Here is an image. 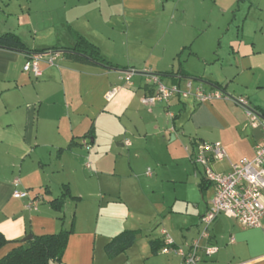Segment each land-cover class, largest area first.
<instances>
[{"label":"crops","instance_id":"1","mask_svg":"<svg viewBox=\"0 0 264 264\" xmlns=\"http://www.w3.org/2000/svg\"><path fill=\"white\" fill-rule=\"evenodd\" d=\"M197 1L0 0V13L8 15L4 23L18 19L16 27L23 28L26 36L12 29L11 23L0 27V34H16L27 48L0 47V232L8 240L0 248V257L26 243L21 239L27 235L32 238L71 227L59 264L181 263L180 255L160 252L161 230L155 228L138 241L150 215L135 200L134 184L144 194L142 187L155 179L145 165L156 159H178V150L167 148L166 142L178 141L179 133L190 143L220 142L228 159L211 164L220 172L229 171V161L251 159L255 145L264 142L260 126L230 99L198 100L192 94H175L167 103L141 102L154 90L145 73L149 71L191 93L220 90L230 98L243 96L251 108L264 114V25L259 17L256 21L250 16V7L262 2L234 0L226 27L218 26L211 12L207 26L200 29L193 21L196 11L189 15ZM245 3L241 14L240 5ZM142 23L149 28H141ZM172 29L176 34L159 54L160 59L169 57V68L148 62L153 47L138 62L131 52L134 44L161 41ZM78 37L93 44L110 66L61 52L73 47ZM53 48L58 52L43 54L39 76L23 71L30 51ZM53 53L57 54L51 64L47 59ZM129 69L134 73L127 79ZM113 88L114 93L106 97ZM168 109L177 110L169 119L171 124L166 119ZM104 133L108 140L98 136ZM110 142L119 150L113 158L106 148ZM160 148L167 149L163 155L157 152ZM187 154L195 178L199 176L203 205L196 201V210L188 213L184 196L183 210L169 208L182 218L173 230L174 244L183 243L180 246L187 252L188 245L198 240L196 264H264V216L258 226L245 227L219 214L208 226V236H201L200 216L209 207L214 188L211 183L200 186L203 168ZM28 157L37 162L30 169L25 166ZM64 188L69 195L60 200ZM15 190L26 195L15 196ZM29 201H35V207H27ZM125 230L135 231L134 242L123 251L108 252L106 244ZM206 246L216 251L207 255Z\"/></svg>","mask_w":264,"mask_h":264},{"label":"built area","instance_id":"2","mask_svg":"<svg viewBox=\"0 0 264 264\" xmlns=\"http://www.w3.org/2000/svg\"><path fill=\"white\" fill-rule=\"evenodd\" d=\"M44 53H32L24 63L23 71L39 76L41 70L40 61ZM57 53L50 54L47 59L53 63ZM134 73L133 69L125 71L126 78ZM148 82L154 87L153 93L144 96L141 102L151 106L156 102L167 103L171 96L179 95L186 97L192 94L198 100H209L213 98L230 99L244 108L245 114L251 123H257L263 133L264 140V116L248 105L247 99L243 96L230 98L224 95L220 90L203 91L197 89L194 93L189 90H182L176 84H166L161 78L152 72L145 71ZM115 88L108 90L106 97H110ZM167 115L172 117L168 110ZM85 143V140H83ZM128 144V142H127ZM191 160L203 168V176L208 180L213 188L214 193L209 207L200 216V222L204 223V229L201 232L202 237L208 236V226L219 215L235 219L240 225L245 227H255L260 224V219L264 216V142L255 145L254 156L251 159L242 158L237 162H231L229 171L220 172L211 167L212 163L221 162L228 159L227 152L220 142L196 141L193 146L185 147ZM150 171L147 170V174ZM17 181V180H16ZM14 195L24 197L25 191H14ZM35 201H29L27 207H35ZM163 246L160 249L162 253L173 252L180 255L182 261L180 264H196L200 260L197 254L199 241L194 240L189 244V250H185L174 244L172 237L164 229L161 230ZM216 251L213 246L204 247V252L210 255Z\"/></svg>","mask_w":264,"mask_h":264},{"label":"rangeland","instance_id":"3","mask_svg":"<svg viewBox=\"0 0 264 264\" xmlns=\"http://www.w3.org/2000/svg\"><path fill=\"white\" fill-rule=\"evenodd\" d=\"M256 4L258 2H262V6H252L250 7V16L253 20H258L259 17L262 19V24L264 25V0H254ZM234 0H198L195 5L196 8L193 10V8H190L189 15L192 17L194 15V12L197 13V18H195L193 21L196 23L195 26L198 28H204L206 25V22L208 21V16L211 12L217 16V25L221 28L226 27L227 21L230 20L231 16V10L234 9L235 6ZM247 8V4L240 5V13H243V10ZM193 10V11H192ZM239 13V14H240ZM8 15H4L0 13V27L3 26H9V23H11L12 29H15L24 36H26L25 30L20 27H16L19 24L18 19L9 18L7 20V23H4V20L6 19ZM23 19L20 21L22 22ZM260 21V20H259ZM5 24V25H4ZM141 28L147 29L149 28L146 26V23L140 24ZM143 25V26H142ZM145 26V27H144ZM232 29V28H230ZM264 30V27H263ZM176 34V31L174 29L170 30L168 33H166L161 41H148L144 40L142 43H138L139 45L134 44L133 47H131V52L136 56L138 62H141L142 55L144 52L150 53L149 47H153L154 51L149 58L148 62H152L153 64L157 63V68H169L170 67V59L164 58L160 59V53L162 47H164V44L167 45V41L170 40V36ZM258 35V34H257ZM31 36L35 37V34L32 33ZM231 36V35H230ZM39 37V34H38ZM206 37V34L205 36ZM228 38V36H227ZM226 40H224V45ZM125 49L126 47L123 46ZM123 48V58L124 56V49ZM133 48V49H132ZM122 49V48H121ZM147 52V53H148ZM188 51H185L184 54H182V58L185 54H187ZM221 52H224L223 50ZM119 53V51H118ZM146 53V54H147ZM126 54V50H125ZM181 58V60H182ZM179 59V58H178ZM178 59L175 60L174 68L176 69L178 67ZM183 61V60H182ZM193 61L195 62V58H193ZM197 63V62H195ZM148 66V65H147ZM141 68V67H140ZM147 68V67H146ZM144 70V68L142 69ZM164 82H167L164 80ZM175 109H168V111L172 114L174 113ZM177 112V110H175ZM166 119H171L170 116ZM170 122V120H169ZM171 124V122H170ZM166 135V134H165ZM99 137H102V139L108 140L107 133H104L103 135H98ZM167 137V136H166ZM180 140V141H179ZM179 140L176 142H166L167 148L171 145L172 148H176L178 150V159H173V161H166L163 160L159 161L156 159L155 162L149 163V165H145V170L149 168V170L154 175L155 179L149 184L146 185V187H142L144 189V194L141 191L140 185H136V195L135 200L138 199L140 201L139 207L141 209H145L146 213L150 215L148 218V222L144 224V227H141V232L138 236V241H141V237L145 236L146 234H149L153 232V230L156 228L157 231H160L164 229L169 233V235L175 236L173 233L174 228H178V224L181 223L182 218H179V214H174V212H170L169 208L171 207L173 210H178L179 208H184L185 203L180 200L181 198H184V196H187V212L192 213L196 208L193 207L194 203L197 201L201 205H203V200L201 199V195L199 192L198 182H199V176L195 178L194 173L196 174V170L193 166V164L188 159V154L185 149V147H190V142L187 136L182 135L179 133ZM114 142H110V145L106 146L107 149L110 151V157H114V153L119 152V150L114 146ZM47 150V149H46ZM160 151H157L158 153L163 155V152H165L166 148H160L158 149ZM123 156L127 159L128 154L126 151L122 152ZM185 157V158H183ZM53 162V161H52ZM35 164H37L36 161H34ZM34 163L30 160L28 157L25 161V166L29 169L33 167ZM148 166V167H147ZM200 167V165H197ZM216 166V165H215ZM201 168V167H200ZM18 168L16 169V171ZM94 172V169H92ZM91 171V172H92ZM124 175H121L123 177ZM120 177V178H121ZM185 194V195H184ZM176 198V199H175ZM190 215V214H189ZM180 219V220H179ZM186 227L188 225H185ZM204 223H201V231L204 229ZM186 227L182 228V231L185 235L188 236V238L191 237L187 233ZM176 233L179 234V230H175ZM200 234V233H199ZM197 234V238L199 236ZM173 238V237H172ZM143 239V238H142ZM183 243L178 244V246L182 245ZM174 257H177L176 255H169L168 258L173 259ZM167 258V257H165ZM173 262V261H172Z\"/></svg>","mask_w":264,"mask_h":264},{"label":"trees","instance_id":"4","mask_svg":"<svg viewBox=\"0 0 264 264\" xmlns=\"http://www.w3.org/2000/svg\"><path fill=\"white\" fill-rule=\"evenodd\" d=\"M0 47L26 51L27 48L21 39L12 32H5L0 34ZM58 52L55 48L30 51L32 53ZM61 52L65 55L72 56L76 59L91 61L103 66H110V64L103 59L96 47L85 40L83 37H78L76 44L71 48H64ZM160 78L163 75L157 74ZM264 116V114L262 115ZM190 145L195 144V140H190ZM210 184L208 180L203 178L200 186ZM69 195L68 189L64 188L60 196V200ZM54 202V201H52ZM71 227L62 228L58 232L43 235H33L26 243L20 244L12 248L5 255L0 257V264H59L61 262L62 254L65 249ZM135 240V231L125 230L118 235L111 238L106 244L108 252H120L131 245ZM8 240L0 232V248L6 244ZM154 241H151L153 245ZM163 244L161 239L160 246Z\"/></svg>","mask_w":264,"mask_h":264},{"label":"water","instance_id":"5","mask_svg":"<svg viewBox=\"0 0 264 264\" xmlns=\"http://www.w3.org/2000/svg\"><path fill=\"white\" fill-rule=\"evenodd\" d=\"M31 238V235H27V236H25V237H23L22 239H21V242H24V241H26V240H28V239H30Z\"/></svg>","mask_w":264,"mask_h":264}]
</instances>
